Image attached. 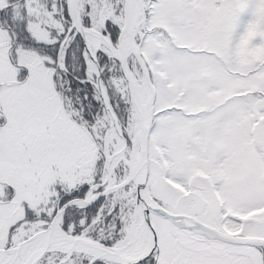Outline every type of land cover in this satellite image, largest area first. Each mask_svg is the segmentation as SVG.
Segmentation results:
<instances>
[{
	"label": "snow or ice",
	"instance_id": "1",
	"mask_svg": "<svg viewBox=\"0 0 264 264\" xmlns=\"http://www.w3.org/2000/svg\"><path fill=\"white\" fill-rule=\"evenodd\" d=\"M0 264H264V0H0Z\"/></svg>",
	"mask_w": 264,
	"mask_h": 264
}]
</instances>
